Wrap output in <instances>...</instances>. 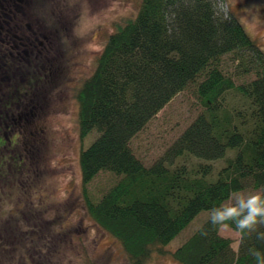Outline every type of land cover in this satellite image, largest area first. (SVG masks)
I'll return each mask as SVG.
<instances>
[{
  "label": "trees",
  "instance_id": "trees-1",
  "mask_svg": "<svg viewBox=\"0 0 264 264\" xmlns=\"http://www.w3.org/2000/svg\"><path fill=\"white\" fill-rule=\"evenodd\" d=\"M21 2L0 0V202L2 167L14 162L21 168L28 159L15 156L7 133L35 108L48 61L43 50L50 29L22 25ZM248 74L254 78L235 83ZM189 88L200 114L144 165L131 139ZM75 100L80 141L93 133L78 157L84 209L129 264L166 254L164 246L199 213L209 214L232 195L264 193V53L217 0H140L136 15L109 35ZM102 172L116 180L94 198L87 186ZM225 227L239 235L236 250L209 214L171 258L178 264H264V225L245 234L234 224ZM256 249L261 255L251 259Z\"/></svg>",
  "mask_w": 264,
  "mask_h": 264
},
{
  "label": "rangeland",
  "instance_id": "rangeland-1",
  "mask_svg": "<svg viewBox=\"0 0 264 264\" xmlns=\"http://www.w3.org/2000/svg\"><path fill=\"white\" fill-rule=\"evenodd\" d=\"M20 1L19 23L44 30L47 25L49 48L43 50L48 61L36 106L13 128L15 132L7 133L11 144H16L12 149L15 156L20 153L28 159L21 168L14 162L2 167L0 264H129L119 244L84 209L78 157L93 141V133L80 141L75 93L93 72L109 35L136 15L140 0ZM217 5L238 20L264 53V0H217ZM226 59L225 65L232 71V63ZM253 78L254 74H248L234 80L240 84ZM200 112L192 88L176 94L131 139L133 153L149 166ZM115 180L114 175L102 172L87 186L88 193L98 198ZM254 193L259 191L236 193L224 204ZM208 217V212L199 213L164 246L166 254L153 255L147 264H178L170 253ZM219 234L237 249V232L224 226Z\"/></svg>",
  "mask_w": 264,
  "mask_h": 264
},
{
  "label": "clouds",
  "instance_id": "clouds-1",
  "mask_svg": "<svg viewBox=\"0 0 264 264\" xmlns=\"http://www.w3.org/2000/svg\"><path fill=\"white\" fill-rule=\"evenodd\" d=\"M212 225L219 227L232 226L241 234L251 233L259 225H264V193L249 194L231 204H220L209 210ZM231 222V224L229 223ZM201 231V235H207ZM264 239V232L259 234ZM261 255L259 249L253 250L251 259Z\"/></svg>",
  "mask_w": 264,
  "mask_h": 264
}]
</instances>
